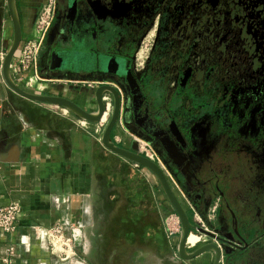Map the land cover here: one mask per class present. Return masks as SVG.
Segmentation results:
<instances>
[{
	"label": "flooded vegetation",
	"instance_id": "flooded-vegetation-1",
	"mask_svg": "<svg viewBox=\"0 0 264 264\" xmlns=\"http://www.w3.org/2000/svg\"><path fill=\"white\" fill-rule=\"evenodd\" d=\"M27 1L35 18L48 0ZM52 11L38 74L48 43L84 76L124 59L139 96L105 74L119 81L126 122L192 207L217 199L213 228H200L225 264H264V0H52Z\"/></svg>",
	"mask_w": 264,
	"mask_h": 264
},
{
	"label": "crops",
	"instance_id": "crops-1",
	"mask_svg": "<svg viewBox=\"0 0 264 264\" xmlns=\"http://www.w3.org/2000/svg\"><path fill=\"white\" fill-rule=\"evenodd\" d=\"M28 4L27 0H19L23 39L10 62L13 80L26 91L61 96L87 112L95 111L97 90L103 87L102 101L104 95L112 97L111 90L120 87L118 79L101 70L103 74L94 77L80 75L75 62L70 67L52 68L53 50H58L60 43H48L42 59L48 70L39 75L45 86L42 89L24 84L26 71H13L22 42L32 30L34 17ZM59 32L57 25L54 37ZM10 33L12 23L7 3L0 0L3 57L11 40L4 41ZM120 61L125 66L124 59ZM121 98L110 140L141 153L140 138L137 130L126 122L125 97ZM61 108L66 107L17 94L5 81L0 68V206L12 201L21 205L17 231L0 230V264H5V257L9 258L8 264H211L212 251L188 259L180 257L179 235L170 238L164 231L163 217L173 209L157 178L146 167L102 143L101 135L109 118L98 129V120H87L68 108L64 113ZM82 120L86 121L84 125ZM159 165L193 229H212L217 199L206 202L200 198L192 207L172 173ZM213 206L215 210L211 214ZM60 219L67 223L68 231H74L76 252L65 260L50 253L44 234V229ZM242 229L248 232L247 222L242 223ZM11 245L14 250L9 253ZM219 264H225L223 257Z\"/></svg>",
	"mask_w": 264,
	"mask_h": 264
},
{
	"label": "water",
	"instance_id": "water-1",
	"mask_svg": "<svg viewBox=\"0 0 264 264\" xmlns=\"http://www.w3.org/2000/svg\"><path fill=\"white\" fill-rule=\"evenodd\" d=\"M11 23H12V39L10 42L9 47L7 48L5 55L2 59L1 62V69L3 73V77L7 84L19 95L37 100V101H43V102H50V103H55V104H60L63 105L64 107L70 109L74 113L78 114L79 116L90 120V121H97L99 117L101 116L103 112V104H102V93L103 91L101 90L103 87L100 86V88L97 90L96 93V99H97V108L93 112H87L81 107H79L77 104H75L73 101L61 97V96H56V95H47V94H40V93H32L29 91H26L22 89L20 86H18L15 81L13 80L11 74H10V62L13 57V54L18 46V43L20 42L21 38V27H20V20L16 8V3L15 0H6ZM66 55H70L69 51H57L54 52L52 57H53V62L51 63L52 68H57L61 69L63 66H67L68 60L65 59ZM112 64V65H111ZM69 66H71L69 64ZM99 69L102 72L106 73H113L119 76H123L126 78L128 84L132 88V93L133 97H137L138 95V89H137V83L134 79V76L130 70V68H127L124 66V64L119 60V59H109V60H101L99 62ZM113 93V98H114V104H113V109L111 112V115L109 117V120L107 124L105 125L102 135H101V140L102 143L111 151L121 155L122 157H125L127 159H130L134 161L137 164H140L147 169H149L154 176L157 178L166 199L168 200L169 204L171 205L173 211L176 213V215L179 218L180 221V226L181 230L179 233V241H178V251L180 253V257L182 258H193L199 254H201L204 251H212L213 252V260L211 264H219L220 260V249L219 247L213 243V242H206L203 244H200L197 246L195 249L192 251H188L187 248L185 247V239L186 236L188 235L189 229L193 227V225L189 221L188 214L186 210L184 209L183 205L175 195L174 191L172 190V187L167 179V176L162 169V167L157 163L154 162L153 160L149 159L145 155L141 153H137L131 150H128L126 148L120 147L116 144H114L110 140V131L112 127L114 126L118 115H119V110H120V96L119 93L116 89L111 90ZM172 127V132L176 135L177 139L181 140L180 133L178 130L171 125ZM199 231L204 232L202 228L198 227L197 228Z\"/></svg>",
	"mask_w": 264,
	"mask_h": 264
},
{
	"label": "built area",
	"instance_id": "built-area-1",
	"mask_svg": "<svg viewBox=\"0 0 264 264\" xmlns=\"http://www.w3.org/2000/svg\"><path fill=\"white\" fill-rule=\"evenodd\" d=\"M52 0H48L43 4L37 15L32 22L31 33L22 42V47L18 53V56L12 65L15 73L24 72L27 73L23 76V81L26 86L42 89V81L39 78L37 70L38 53L46 34V31L50 25L52 19ZM3 59V53L0 52V61ZM1 68V62H0ZM104 108L103 112L96 122L98 129H101L107 122L112 107L110 97L108 95L103 96ZM62 112L67 113L66 108H61ZM82 125L86 123L85 120L81 121ZM138 148L140 152L149 159L161 164L159 157L151 146L143 139L138 140ZM215 206L212 207L210 213L213 214ZM21 213V205L19 201H12L7 205L0 206V230L6 233H15L18 228V221ZM175 217V221H172L173 226H169V223ZM211 218V217H210ZM165 224L167 226V233L172 236L179 233L180 221L177 215L171 213L165 218ZM67 223L64 220H57L51 227L44 229V234L48 243V248L51 254H56L60 259L65 260L70 258L74 254L73 242L74 231H68ZM193 235L196 238L190 240V236ZM209 237L197 230H190L185 239V247L187 249H193L200 243L208 242ZM49 241V242H48ZM14 246L11 245L8 248L9 253H12ZM4 263H9V258L5 257Z\"/></svg>",
	"mask_w": 264,
	"mask_h": 264
},
{
	"label": "rangeland",
	"instance_id": "rangeland-1",
	"mask_svg": "<svg viewBox=\"0 0 264 264\" xmlns=\"http://www.w3.org/2000/svg\"><path fill=\"white\" fill-rule=\"evenodd\" d=\"M11 38H12V34L10 33V34L8 35V37L5 39L4 43H9L10 40H11ZM4 53H5V51H4ZM41 86H42V85H41ZM161 165H162V164H161ZM171 213H174V214L176 215V213H175L174 211H168V213H166V214L164 215V217H163L164 231H165V233H166L170 238H172L174 235L170 236V235L167 233V226H166L164 220H165V218H166L167 216H169ZM172 221H175V217H174V216H173V219L171 220V222L169 223V226H170V227L173 226ZM175 235H176V237H177L179 234H175ZM48 242H49V241H48ZM73 244H74V242H73ZM73 249H74V253H75L76 250H75L74 246H73ZM52 255L56 256V257H55L56 259H60L56 254H52ZM73 255H74V254H73Z\"/></svg>",
	"mask_w": 264,
	"mask_h": 264
},
{
	"label": "bare ground",
	"instance_id": "bare-ground-1",
	"mask_svg": "<svg viewBox=\"0 0 264 264\" xmlns=\"http://www.w3.org/2000/svg\"><path fill=\"white\" fill-rule=\"evenodd\" d=\"M41 86V85H40ZM42 87H45L43 84H42ZM196 237L195 236H193V235H191L190 236V240H194Z\"/></svg>",
	"mask_w": 264,
	"mask_h": 264
}]
</instances>
